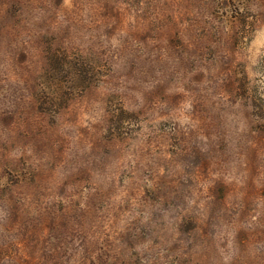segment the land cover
<instances>
[{
    "label": "rangeland",
    "instance_id": "374dc122",
    "mask_svg": "<svg viewBox=\"0 0 264 264\" xmlns=\"http://www.w3.org/2000/svg\"><path fill=\"white\" fill-rule=\"evenodd\" d=\"M0 264H264V0H0Z\"/></svg>",
    "mask_w": 264,
    "mask_h": 264
}]
</instances>
